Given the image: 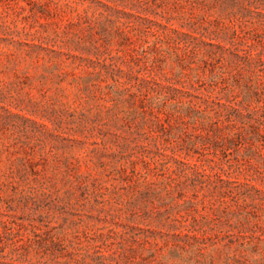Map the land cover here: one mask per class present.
I'll return each mask as SVG.
<instances>
[{
  "label": "rangeland",
  "instance_id": "374dc122",
  "mask_svg": "<svg viewBox=\"0 0 264 264\" xmlns=\"http://www.w3.org/2000/svg\"><path fill=\"white\" fill-rule=\"evenodd\" d=\"M0 264H264V0H0Z\"/></svg>",
  "mask_w": 264,
  "mask_h": 264
}]
</instances>
